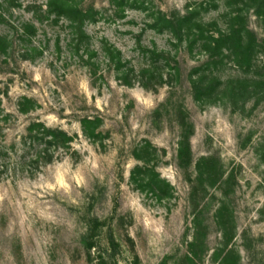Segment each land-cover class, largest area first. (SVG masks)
Wrapping results in <instances>:
<instances>
[{
	"label": "rangeland",
	"instance_id": "1",
	"mask_svg": "<svg viewBox=\"0 0 264 264\" xmlns=\"http://www.w3.org/2000/svg\"><path fill=\"white\" fill-rule=\"evenodd\" d=\"M79 2L0 19V264H264V0Z\"/></svg>",
	"mask_w": 264,
	"mask_h": 264
},
{
	"label": "trees",
	"instance_id": "2",
	"mask_svg": "<svg viewBox=\"0 0 264 264\" xmlns=\"http://www.w3.org/2000/svg\"><path fill=\"white\" fill-rule=\"evenodd\" d=\"M7 6L4 7L3 4ZM36 2H22L18 0H4L3 3H0V19L8 21L10 18L6 14L14 16L16 8L27 7L28 10L32 8H39L41 15H55L56 17H64L72 23L73 33L77 38L78 43H82L86 36L85 25L87 22H94L97 19L98 11L94 8L84 9L80 6L79 0H47L45 3H41L36 6ZM38 17V14H36ZM164 21L171 23L172 20L164 17ZM10 24V21H8ZM17 32H22V36H31L34 31H36V25L33 20H28L23 22L20 25L14 26ZM23 38V37H22ZM9 40L8 35H0V53H5L7 48V41ZM195 88L198 91H201L202 81L194 82ZM209 88V87H208ZM22 111H26L25 108H22ZM90 123H94L91 119H86L83 122L84 130L91 128ZM42 127V131L40 129ZM29 133L32 137H35L37 140H43L44 138L49 139L48 143H53L58 145L60 142H64V139L68 138V135L62 129H52L46 125L38 122L34 123L29 128ZM40 135V136H39ZM67 137V138H66ZM52 161V156H48L47 162Z\"/></svg>",
	"mask_w": 264,
	"mask_h": 264
}]
</instances>
